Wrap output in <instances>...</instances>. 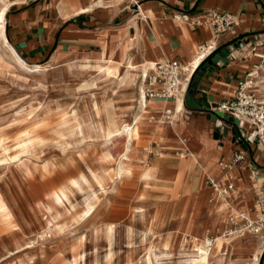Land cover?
Masks as SVG:
<instances>
[{
  "label": "rangeland",
  "instance_id": "374dc122",
  "mask_svg": "<svg viewBox=\"0 0 264 264\" xmlns=\"http://www.w3.org/2000/svg\"><path fill=\"white\" fill-rule=\"evenodd\" d=\"M119 47L117 57L120 55ZM73 61L76 63L69 67L67 63ZM49 64L59 66V70H52L48 78L40 83L32 75H28V80L23 79V75L19 78L10 60L0 63V135H4L9 146L15 144L25 129L43 138L42 144L30 147L26 153H20V160H24L27 167L14 168L22 186L20 214L27 224L22 228L0 219V264H76L75 258H78V264H150L148 254L152 246L154 264H188L192 254L187 248L178 245L177 235L185 232L190 239L191 228L188 225L193 220L200 223L197 225V233L210 238L219 234V231L222 233L233 227L232 219L236 220L243 210L232 216L228 212L225 223L214 232H209L206 225L209 223L205 224L209 213L207 208L202 209L205 204L215 206L225 201L229 203L227 199L211 200L219 198L212 192V188L205 186H210L209 178H215L212 168L218 157L211 153L213 146L216 142L218 147L222 143L228 148L232 143V131L228 134V128H222L223 124L215 128L216 124L208 113L206 122L210 136H203L200 141L204 146L203 151H198L191 135L184 134L185 157L180 155L178 149L165 151L159 144V132L155 131L153 125L162 123V116L171 118V115H165V108H173L170 104L172 100L161 104L151 101L158 110L141 127L137 152H133L131 158V171L123 179L117 180L106 194L100 193L94 181L83 179L88 172L83 156L87 148L102 152L104 141L94 138L92 143H80V135L64 122L71 116V110L82 104L96 135L95 127L103 120L96 109L99 101L104 105L105 117L110 121L120 116L133 117L138 112L136 85L140 77L127 85L118 86L115 83L94 81L93 70L81 67L77 59L62 64L56 60ZM30 103L49 110L43 122L38 125H29L24 106ZM186 115L190 116L188 113ZM216 131L221 133L219 138L215 135ZM236 150L232 149L230 158L223 155L222 160H230ZM16 151L14 149L12 152ZM193 152L199 153L198 160L190 159ZM207 156L213 161L209 171L202 168ZM87 160L90 164L96 163L92 155ZM182 160L187 169H183L180 174L176 173L178 178L170 179L178 187L184 185L185 177L188 182H193L202 175L200 184L204 187L200 193L187 190L173 193L169 191L167 183L158 179H168L170 175L163 173L160 168L169 165L176 168ZM7 166L6 163L0 164V180L9 171ZM202 171L205 173L202 174ZM198 183L196 180L194 189ZM55 191L66 194L63 202L53 198ZM188 195L189 201L184 208ZM106 199L108 204L104 205ZM89 203H93L96 208L93 213L86 214ZM184 211L188 212L187 217L190 218L182 222ZM156 214L154 232L150 229L154 226L153 217ZM33 236L39 237V240L27 247L26 242ZM30 256L33 259H29ZM226 256L229 259L231 253L223 252L211 258L209 264H227Z\"/></svg>",
  "mask_w": 264,
  "mask_h": 264
},
{
  "label": "crops",
  "instance_id": "0c3cea01",
  "mask_svg": "<svg viewBox=\"0 0 264 264\" xmlns=\"http://www.w3.org/2000/svg\"><path fill=\"white\" fill-rule=\"evenodd\" d=\"M137 5H142L148 13L146 22L136 8ZM80 7H85L86 10L81 11ZM214 11L229 12L235 18L236 24L215 40L218 48L239 44L236 50L238 55L222 66L215 64L211 74L207 78H201L197 96H212L215 104L231 100L238 83L245 78H253L256 94L264 99V83L255 72V68L260 67L264 60V0H16L7 11V35L30 64H49L56 60L62 64L86 54L100 52L104 46L109 55L112 44L117 47L121 45V36L136 37L142 34L144 27V51L156 62L164 59L189 62L193 59L198 45L214 36L210 25L197 24L195 19ZM144 55L141 52L138 58L141 60ZM152 71L153 68L148 74ZM151 101L161 104L165 100ZM208 113L212 116L205 108L186 107L182 113L186 123L183 134L191 135L199 152L204 150L200 141L203 136L209 135V125L206 122ZM213 122L217 128V121ZM250 131L249 125L241 126L237 130L240 135L245 133L242 139L246 146L241 141L239 144L235 143L233 132L230 134L233 144L230 143L228 148L222 143L218 147L216 142L213 146L211 153L218 159L212 168V175L221 179L223 184L227 181L223 178L224 170L219 161L223 155L230 158L233 148L242 150L247 161L253 162L259 168V174L252 178L250 168L246 165L235 168L236 188L226 209L218 208L219 204H205L202 207L207 208L209 213L205 222L209 223L206 224L209 232H214L225 223L228 212L230 214L233 210H245L253 213L255 196L260 190H264V137L258 136L254 142H248L246 134ZM185 165L182 160L176 168L169 165L159 170L165 174H180ZM203 173L205 172L202 171ZM158 179L167 183L169 191L173 193L186 190L200 193L204 187L200 184L202 175L196 179L199 181L196 189V180L188 182L186 177L184 185L178 187L173 179ZM234 244L227 250L231 253L229 259L225 257L228 259L227 264L231 260L246 264L255 253L258 264H264V233H247ZM223 252L226 251L218 252L215 256Z\"/></svg>",
  "mask_w": 264,
  "mask_h": 264
},
{
  "label": "bare ground",
  "instance_id": "6f19581e",
  "mask_svg": "<svg viewBox=\"0 0 264 264\" xmlns=\"http://www.w3.org/2000/svg\"><path fill=\"white\" fill-rule=\"evenodd\" d=\"M15 1L16 0H0V63L10 60L16 67L17 76L19 78H22L20 77V75H23L25 76V78L23 79L28 80V75H32L40 83H42L52 73V70L56 68L58 69L59 66H55L54 64H30L21 56L15 46L10 42L7 36V11ZM79 10L83 11L86 10V8L80 7ZM138 10L140 11V13H142V16L146 22L148 20V13L144 10L142 5H139ZM145 30L146 28L143 27L142 34L136 37L133 36L126 38L125 36H122L120 39L121 45L119 47L120 55L118 57L116 56L118 47L116 46V44H112L110 50L111 52L109 55H107L104 46L102 51L100 52L86 54L77 59L81 67L93 70L91 72L95 73L94 81L96 82H109L115 83L118 86H124L127 85V83L135 81L138 77H140L139 82L136 85V103L138 104V112L133 117L127 118L125 116H120L119 119L112 118L113 120L110 121L105 117L104 105L101 101H99L96 104V109L97 113L103 120H101L100 124H98L96 127L94 126L96 135L93 132V123L91 122L89 116L86 113L85 107L82 104L71 110V116L64 122L65 125H70L73 130L80 135V143H92L91 141H93L94 138L102 139L104 141L105 148L102 152H99L96 149L87 148L84 151L85 156H83V159L86 161L88 168V172L85 173L83 179L86 181H89L90 179L94 181L99 186L101 190L100 193L106 194L117 180L123 179L131 171V158L132 156H134L133 152H137L138 139L141 135V127L145 124V120L158 110L153 107L151 101H148L145 97V77L148 74L149 70L155 67L156 63L155 59L152 58L148 54V52L144 51L143 42L146 41V37L144 35ZM215 44L216 41L213 38H210L209 47L207 48V50L201 51L198 49L199 47L197 48L193 59L187 63V68L189 70L188 76L194 74L203 58L205 57L206 52L210 50V48L215 46ZM141 52L145 53V55L144 58L140 60L138 58V54ZM74 63L76 62H68L67 65L69 67H72ZM255 72L258 78L264 83V60L260 67L255 68ZM71 76H73V74ZM183 87H186V80L183 81ZM170 104L173 106V109H175L172 111L171 118H165L162 116V123L153 125V128L155 129V131L159 132L158 141L160 146L165 151L168 149H178L180 155L182 157H185L186 152L185 150H183V144H185L186 141L183 137V132L186 123L182 118V113L185 109V101L183 99V96H179L178 98L172 100ZM24 108H26L25 110H27V119L29 125H38L42 123L49 113V110L45 107L36 106L32 103H30L29 106H24ZM170 132L173 134L172 136L175 135V137H171ZM168 136H170V138ZM5 139L6 138L4 137V135H0V164L6 163L8 164L7 167H9V171L5 173L3 178L0 180V219L5 220L6 222H9L14 226L18 227V225H20L22 228H25L27 223L24 222V219L20 214V211L22 209V201L20 199L22 186L21 182L17 178V171H15L14 168L21 169L27 167V163L24 160H20V153H26V151L30 147H33L36 144H42L43 138L33 133V131H31L30 129H25L13 146H9L6 143ZM14 149H16L17 151L12 152ZM89 155H92L94 157L96 161L95 164L89 163V161L87 160ZM191 157V160H198L199 153L193 152L191 154ZM17 161L20 162L16 163ZM183 162L185 161L183 160ZM212 165L213 161L209 156H207V160L202 163V168L206 171H209ZM186 169L187 167L185 165L184 171ZM235 170V168H232L231 170L223 174V178L227 181V183L230 180H233L235 182ZM169 178L176 179L178 178V175L170 174ZM40 180L41 179H39V181ZM234 191L231 192L229 197L219 198V196L217 195L219 199L211 198V200L218 201L220 199H227V201H230ZM63 196H66L63 191H55L53 193V198L59 202H63ZM188 201L189 195L185 199L183 205L184 208ZM225 202H221L218 205V208L225 210L227 206ZM107 204L108 199L104 201V205ZM95 208L96 206L93 203H89L87 205V209L85 210L86 214L93 213L95 211ZM240 211L241 210H233L231 211L230 216L235 213H239ZM187 216L188 212H185V217H182V222L187 221V219L190 218ZM153 222L154 226L150 230L155 232L157 224V214L153 217ZM198 224L200 223L195 220H193L190 225L187 224L188 227L191 228L190 239L186 237L185 232L177 235L178 245L182 246L183 248H187L192 254V257L188 260V264H209L211 258H213L218 252L227 251L233 243L236 244V241L245 236V234H240L238 232L227 233V231H225L213 236L212 245L209 246V242L207 241V239H209L210 237L202 236L201 234H199L200 232L197 233L196 229ZM38 240L39 237H31V239L26 242L27 247L33 246V243ZM153 253L154 251L152 246L148 254L150 264H154V260L152 257ZM29 259H33V256H30ZM74 262L78 264V258H75ZM229 264L238 263L231 260ZM246 264H258L257 254L255 253L252 260Z\"/></svg>",
  "mask_w": 264,
  "mask_h": 264
},
{
  "label": "built area",
  "instance_id": "2783aa9c",
  "mask_svg": "<svg viewBox=\"0 0 264 264\" xmlns=\"http://www.w3.org/2000/svg\"><path fill=\"white\" fill-rule=\"evenodd\" d=\"M139 8V6H138ZM197 24L205 23L213 28L215 40L220 34L229 31L234 24L235 18L229 12L214 11L208 13L207 16L195 19ZM216 41V40H215ZM199 50L204 51L209 47V40L198 46ZM217 43L210 48L205 54L204 61L212 52L217 49ZM187 62L178 59H164L155 63L153 71L145 77V97L148 101L161 99L171 101L179 96H183L187 92L189 83L193 75L188 76ZM186 80V87H183V81ZM255 81L253 78H245L238 83L234 96L231 100L216 103L211 109L214 113L220 112L237 117L243 121V126L249 125L251 131L246 134L248 142H254L258 136L264 137V99H261L255 92ZM173 108H165V115L168 117L172 114ZM231 132L228 129L227 133ZM229 134V133H228ZM235 143H241L235 140ZM222 169L228 172L232 168L246 165L250 168V175L256 178L259 174V168L246 159L242 150H236L232 158L228 161H219ZM211 188L214 194L219 198L229 197L231 192L235 190V182L230 180L223 184L221 180L209 178ZM235 219V218H234ZM232 219L233 227L229 228L227 233L238 232L240 234L260 235L264 233V190H260L253 203V213L241 211L237 219ZM209 246L212 245L213 238L207 239Z\"/></svg>",
  "mask_w": 264,
  "mask_h": 264
},
{
  "label": "water",
  "instance_id": "95a60500",
  "mask_svg": "<svg viewBox=\"0 0 264 264\" xmlns=\"http://www.w3.org/2000/svg\"><path fill=\"white\" fill-rule=\"evenodd\" d=\"M138 9V5L136 6ZM239 44H230L223 48H217L212 54H210L207 59L205 60L203 66L199 68L197 73L192 76L191 81L189 83L187 92L185 94V106L186 108L191 109H202L205 108L212 114V119L214 121H217L218 125H222V128H228L231 129V131L234 134V139L239 140L242 142L244 146H246L243 143L242 136L245 135V133H242L240 135L237 132V128L243 126V121L240 120L237 117H232L228 114H224L223 116H219L218 113H214L211 109L212 106H215V103L213 101V97L209 96L207 98L198 97V90L200 88V80L202 77L207 78L211 72L214 70L215 64L222 66L225 62L231 60L234 58V56H237L236 50L238 49ZM219 116V117H218ZM216 137H220L221 133L219 131L215 132Z\"/></svg>",
  "mask_w": 264,
  "mask_h": 264
},
{
  "label": "trees",
  "instance_id": "16d2710c",
  "mask_svg": "<svg viewBox=\"0 0 264 264\" xmlns=\"http://www.w3.org/2000/svg\"><path fill=\"white\" fill-rule=\"evenodd\" d=\"M206 59H207V58H206ZM206 59H205V60H206ZM205 60L202 61V62L200 63V65L198 66V68H197L196 71L194 72L193 76L197 73V71L199 70V68H201V67L203 66Z\"/></svg>",
  "mask_w": 264,
  "mask_h": 264
}]
</instances>
